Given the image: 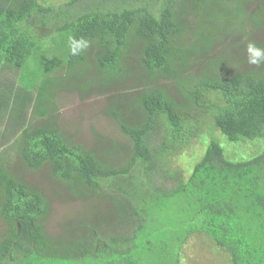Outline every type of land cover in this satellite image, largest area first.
<instances>
[{
    "label": "trees",
    "instance_id": "trees-1",
    "mask_svg": "<svg viewBox=\"0 0 264 264\" xmlns=\"http://www.w3.org/2000/svg\"><path fill=\"white\" fill-rule=\"evenodd\" d=\"M263 31L264 0H0V74L29 88L0 91V264H184L195 233L229 264H264V149L232 147L264 138V63L247 52ZM81 37L90 45L73 56ZM111 90L128 103L113 93L107 109L124 142L86 146L59 127V94ZM189 145L188 175L172 160ZM41 170L69 202L97 200L94 216L48 229ZM101 209L126 225L99 224Z\"/></svg>",
    "mask_w": 264,
    "mask_h": 264
},
{
    "label": "rangeland",
    "instance_id": "rangeland-1",
    "mask_svg": "<svg viewBox=\"0 0 264 264\" xmlns=\"http://www.w3.org/2000/svg\"><path fill=\"white\" fill-rule=\"evenodd\" d=\"M56 4L66 2L67 0H51ZM254 2V0H253ZM264 32V31H263ZM128 71L129 68L126 67ZM129 72V71H128ZM0 87L2 92H6L7 87L10 85L13 87V92L19 88L21 91L23 89L29 90L26 86L18 82V72L14 69H8L0 74ZM18 75V76H17ZM139 80V77L132 74L129 76V81L131 83ZM141 84V83H140ZM140 86V85H139ZM174 82H168L166 87L172 92L173 95L178 94V90L175 87ZM32 90L33 88L30 87ZM25 90V91H27ZM93 94L82 97L80 92H63L59 94V99L57 105L59 111H57V120L59 127L66 131L70 136H75V141L79 144L92 146L93 143L97 140V136H101L104 140H109L113 142L125 141L123 134L121 133L115 120L110 117L107 109L109 108L110 96L113 93H117V108L127 107V102H121L120 95L121 92L116 90L115 92ZM29 92V91H27ZM33 92H37L33 90ZM13 98L11 97L10 105L7 107V114L4 115L1 119L7 121L8 111L11 107ZM5 124H0V128H4ZM6 128V127H5ZM204 134L208 132L203 131ZM219 136L220 133L216 132ZM200 139V138H199ZM196 140H193L192 143H195ZM6 145H9V142H1L0 150ZM107 146H109L107 144ZM204 142L199 141L198 153H201L204 149ZM232 147L239 152L247 155L256 154L264 149V138L256 139L253 141H245L239 144L232 145ZM195 146L189 145L188 147H183L182 151H179L178 154L172 160L174 167L185 170L184 173L190 174V166L194 162V151ZM14 151V150H13ZM4 156H10V150L6 152H1L0 160ZM198 156V155H196ZM200 156V155H199ZM202 157V156H201ZM236 157V155L234 156ZM5 158V157H4ZM199 161V160H198ZM197 161V162H198ZM196 162V163H197ZM195 163V164H196ZM192 167V166H191ZM32 178H35L36 182L47 189V192L51 195L55 194V198H52L51 213L47 219V227L53 232H58L61 229V225L65 222H69L71 216L77 217L78 215L82 216V213H85L88 218L94 216V207L97 206L98 201L94 198H89L87 200H72L69 202L68 197L63 193H57L55 190L60 192L61 185L58 184L47 170H41L40 172L32 175ZM31 178V179H32ZM55 189V190H54ZM65 193V192H64ZM98 198H101L99 196ZM105 201H100L103 207L105 204L111 206L110 199H103ZM113 206L118 209L120 205L117 202L113 203ZM100 210L99 219L101 222L99 224H109L116 231L119 228H122L126 225L125 221L119 217H114L117 214L111 216L108 215V211ZM106 209V208H105ZM105 212V213H104ZM2 221L0 220V228L3 226ZM110 229V227H109ZM52 232V233H53ZM184 255L186 260L184 264H229L230 260L226 252L217 246L207 235L203 233H195L188 238L186 245L184 246Z\"/></svg>",
    "mask_w": 264,
    "mask_h": 264
},
{
    "label": "clouds",
    "instance_id": "clouds-1",
    "mask_svg": "<svg viewBox=\"0 0 264 264\" xmlns=\"http://www.w3.org/2000/svg\"><path fill=\"white\" fill-rule=\"evenodd\" d=\"M90 45V42L81 37L80 39L72 38L70 40V52L73 56H78L84 52ZM248 63L259 66L264 63V48L258 47L255 42L247 45Z\"/></svg>",
    "mask_w": 264,
    "mask_h": 264
}]
</instances>
